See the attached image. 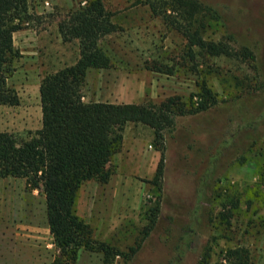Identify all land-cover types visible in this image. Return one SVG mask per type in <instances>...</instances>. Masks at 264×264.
<instances>
[{
  "label": "rangeland",
  "instance_id": "1",
  "mask_svg": "<svg viewBox=\"0 0 264 264\" xmlns=\"http://www.w3.org/2000/svg\"><path fill=\"white\" fill-rule=\"evenodd\" d=\"M84 1L29 0V19L12 34L18 55L8 84L18 102L0 105L1 133L26 138L40 126V77L77 56L76 42L61 41L57 23ZM199 1L190 30L226 43L228 55L189 51L169 0H102L114 23L99 40L110 66L87 69L83 100L158 103L179 95L187 101L202 80L213 100L203 111L175 116L162 131L159 191L151 184L156 164H141L148 150L157 162L158 144L140 123L124 124L121 142L138 164H113L106 183L81 182L76 213L119 252L112 264H232L225 250L234 247L246 249L248 264H264V117H257L264 104V0ZM6 182L0 180V193L13 192L0 204V223L22 225L31 217L43 224L38 205L32 214L27 207L32 189H24L23 178ZM98 254L82 264H100Z\"/></svg>",
  "mask_w": 264,
  "mask_h": 264
},
{
  "label": "trees",
  "instance_id": "2",
  "mask_svg": "<svg viewBox=\"0 0 264 264\" xmlns=\"http://www.w3.org/2000/svg\"><path fill=\"white\" fill-rule=\"evenodd\" d=\"M167 6L179 15L176 27L184 35L189 51L197 47L209 55L229 54L226 43L205 40L197 29L190 30L194 16L203 7L199 0H169ZM28 9L29 0H0V105L18 102L15 89L8 84L18 55L12 34L28 21ZM165 11L164 6L163 15ZM214 14L224 25L221 16ZM170 21H175L174 17ZM56 27L61 41L76 42L77 56L72 63L40 77V126L30 136L0 132V178H23L24 189H37L43 194L46 224L57 249L51 264H75L79 248L100 253V264H112L119 252L108 242L96 239L90 224L76 213L81 182L94 179L106 183L113 172V158L121 147L124 124L140 123L151 128L153 141L158 144L160 155L151 184L159 191L163 173L162 131L172 128L175 116L205 110L213 102L212 94L202 80L199 92L187 101L179 95L167 96L158 103L85 101L82 86L87 69L110 66L99 40L114 29L111 13L102 0H85ZM148 68L170 73V69L163 70L159 65ZM193 95L198 100H193ZM257 117H264L261 102ZM156 210L153 208L151 215ZM153 223L150 218L146 229ZM225 254L232 264H248L243 247L227 248Z\"/></svg>",
  "mask_w": 264,
  "mask_h": 264
},
{
  "label": "crops",
  "instance_id": "3",
  "mask_svg": "<svg viewBox=\"0 0 264 264\" xmlns=\"http://www.w3.org/2000/svg\"><path fill=\"white\" fill-rule=\"evenodd\" d=\"M143 154L145 157L141 158V164H156V151L148 150V152ZM135 155V153H131L130 149L121 147L113 158V164H130L129 160H132L131 157ZM131 164L138 163L135 159H133ZM15 179L17 178H0V180H7L6 184H10V182ZM3 191L8 193H0L1 206L3 198L11 197V192H13L11 188H7ZM22 192L24 195L28 194L25 192V190H22ZM35 192L36 190L32 189V192L29 193L31 202L29 205H27V207L31 214L33 211H35L36 204L38 205L39 209L44 212L43 194H34ZM35 195L37 197L36 199ZM9 204L12 205L8 199L6 205L9 206ZM29 221V223L22 225L0 223V264H51L52 258L57 249L48 231L45 220V212L43 224H37V222H35L31 217ZM97 255L99 254L96 252L79 248L77 251L75 264H82V259L85 257L88 259L91 257H96L98 259L99 256ZM90 261L91 260L88 261V264H97V262L93 261L91 263Z\"/></svg>",
  "mask_w": 264,
  "mask_h": 264
}]
</instances>
